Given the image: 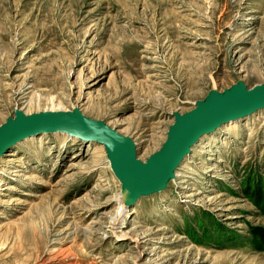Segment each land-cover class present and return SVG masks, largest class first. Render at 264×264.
<instances>
[{"label": "rangeland", "instance_id": "1", "mask_svg": "<svg viewBox=\"0 0 264 264\" xmlns=\"http://www.w3.org/2000/svg\"><path fill=\"white\" fill-rule=\"evenodd\" d=\"M237 80L264 81V0H0V124L78 107L145 160ZM263 192L264 108L131 206L101 144L39 132L0 157V264H264Z\"/></svg>", "mask_w": 264, "mask_h": 264}, {"label": "water", "instance_id": "2", "mask_svg": "<svg viewBox=\"0 0 264 264\" xmlns=\"http://www.w3.org/2000/svg\"><path fill=\"white\" fill-rule=\"evenodd\" d=\"M264 108V81L247 88L237 80L221 91L210 89L187 111H173L166 138L145 160L136 153V143L104 120L91 118L78 107L24 113L13 109L0 124V156L16 142L39 132H65L83 141L103 145L109 167L120 182V198L131 206L140 197L164 189L191 147L222 123Z\"/></svg>", "mask_w": 264, "mask_h": 264}, {"label": "trees", "instance_id": "3", "mask_svg": "<svg viewBox=\"0 0 264 264\" xmlns=\"http://www.w3.org/2000/svg\"><path fill=\"white\" fill-rule=\"evenodd\" d=\"M254 192H255L257 195H259V196L261 197V195H262V192H261V191H257V190H255ZM254 192H253V193H254ZM263 193H264V192H263Z\"/></svg>", "mask_w": 264, "mask_h": 264}, {"label": "bare ground", "instance_id": "4", "mask_svg": "<svg viewBox=\"0 0 264 264\" xmlns=\"http://www.w3.org/2000/svg\"><path fill=\"white\" fill-rule=\"evenodd\" d=\"M222 124H224V123H222ZM220 125H221V124H220ZM220 125H219V126H220ZM219 126H218V127H219ZM81 140H82V139H81ZM101 145H102V144H101ZM102 146H103V145H102ZM0 157H1V156H0Z\"/></svg>", "mask_w": 264, "mask_h": 264}]
</instances>
